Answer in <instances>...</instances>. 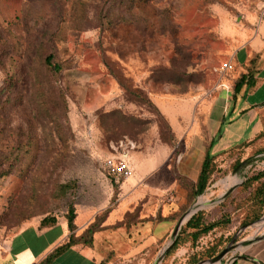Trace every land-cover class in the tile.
<instances>
[{
    "label": "rangeland",
    "instance_id": "obj_1",
    "mask_svg": "<svg viewBox=\"0 0 264 264\" xmlns=\"http://www.w3.org/2000/svg\"><path fill=\"white\" fill-rule=\"evenodd\" d=\"M247 45L264 49V0H0V238L47 216L61 220L62 230L71 208L77 237L108 209V225L138 207L140 217L179 212L188 189L175 180L174 157L194 139L193 146L214 142V155L247 138L224 140L214 128L234 90L226 79L249 68L236 63ZM49 55L59 72L46 65ZM228 63L233 70L224 69ZM262 148L264 129L255 142L215 156L214 183L178 222L206 197L198 210L204 221L227 216L230 223L196 243L188 237L158 264H190L194 257L205 264L209 248L225 249L234 239L226 263L263 233L253 193L242 188L264 170ZM112 156L126 157L134 178L113 180L104 168ZM246 160L252 161L237 175L243 183L221 200L235 185V163ZM171 224H157L154 237L150 224L142 235L114 225L85 252L91 264H156L176 224L164 242L156 238ZM62 260L83 264L73 253Z\"/></svg>",
    "mask_w": 264,
    "mask_h": 264
},
{
    "label": "crops",
    "instance_id": "obj_2",
    "mask_svg": "<svg viewBox=\"0 0 264 264\" xmlns=\"http://www.w3.org/2000/svg\"><path fill=\"white\" fill-rule=\"evenodd\" d=\"M248 48H250L251 52ZM263 50L257 52L250 45H247L244 49L240 50V52L236 54L237 65L239 67H244L247 65L249 68L231 77V79H226V81H229V83L227 82L226 85L229 84L234 87L235 83L244 75L253 76L254 85H244L240 93L237 95L236 99H234L233 92L229 95L230 98L228 99V101H226V109L221 112L217 124L214 128H216V131H219L224 120V126L222 129V138L224 140L238 141L246 136L247 138L233 145L229 149L221 151L218 154H214V156L231 150L232 148L244 142L252 141L256 136L261 134L264 129V56H261ZM251 54L253 55L251 56ZM232 80H234V82H230ZM249 121L253 122V126L250 127V130L249 126L251 122ZM195 142H198V140L194 139L193 141H191L190 145L187 146L188 148H186V151L180 155V158L177 160L176 165L177 173L185 177L190 182L194 183L198 180L208 148L206 144L204 145L205 142H203L202 140L199 141L198 146H193V143ZM131 179L127 181H130ZM138 190L139 188H136L132 189L129 192H125L124 194H122V198H126L127 196L131 197ZM127 213L128 212H126V214ZM109 218L110 215L104 224L105 229L114 226L115 224H117V222L119 223L123 221L121 219V221L119 220L113 225H108L107 222ZM144 219L148 220V222L138 223L136 226H134L135 231L142 229V235L143 231H145L143 230V228L146 226V224H150L152 228L146 231H150L149 236L154 237L156 225L161 222H158L157 218L155 217L138 218V220ZM60 221L61 220L57 219L56 225L44 228L41 227V221L36 220L25 224L18 232H16L11 237L0 238V264H41V262L45 260L49 254H51L59 246L63 245L71 234L68 228L67 220L66 225H63V229L59 230ZM76 226L78 227V224ZM173 226L174 225L171 224L166 231H163L162 234L158 236L159 239L156 238V240L159 242V240L165 237L168 230ZM120 228L126 229V227ZM134 228H132L130 231L126 229L127 234L129 235ZM262 235H264V231L254 238ZM91 248L92 247H84L79 245L74 246L63 253L51 264H61L63 261L62 259L66 253H73L76 258L83 264H91V258L89 257L90 254L88 252H85V249ZM81 252H85L86 255L81 254ZM230 260L231 261L224 264H233L234 262L236 264H264V238L259 241H251V243H249L248 245L243 246V249L237 250L232 255ZM101 264L108 263L106 262V260H103Z\"/></svg>",
    "mask_w": 264,
    "mask_h": 264
},
{
    "label": "trees",
    "instance_id": "obj_3",
    "mask_svg": "<svg viewBox=\"0 0 264 264\" xmlns=\"http://www.w3.org/2000/svg\"><path fill=\"white\" fill-rule=\"evenodd\" d=\"M148 1L150 0H129L131 5H134L136 3H141V2H148ZM52 61H53V56L49 55L46 57L45 63L48 67L52 68L54 71L59 72L61 70V66L58 64H53ZM244 85H247V86L254 85L253 76L244 75L242 76L241 79H239L235 83L234 90H233L234 99H236L237 95L240 93ZM223 126H224V120L222 122V126L219 129L220 133L222 132ZM260 136H262V132L261 134L256 136L255 139H253L252 141L244 142L234 148L243 147L245 145L251 144L255 142ZM163 140H165L166 142V138H164V135H163ZM172 141L173 139L171 138L169 143H171ZM213 146H214V142L210 143L209 147L207 148L206 156L204 158L198 180L195 183L190 182L185 177L179 175L176 172V170L173 168V171L175 172L174 175H175L176 180L182 184L184 189L186 190L188 189V202L187 204H185V206H182V209L179 212H176L170 216L163 217L157 214L155 218H157L158 222L170 221L172 222V225H175L180 219L181 213L186 208V206L188 204H191L197 197L202 196L208 190V188H210V186L214 183V180H215L214 176L218 172L217 170L218 167L216 164L217 162H216L215 156L212 154ZM261 154H264V148L260 149L257 153V155H261ZM179 155L180 154L174 157L176 158V162L179 158ZM241 163H242L241 161H237L234 165V168L236 169ZM8 173L10 172H6L5 174L7 175ZM242 185H243L242 188H244L246 191L251 190L253 193L251 195V200L254 203V205L257 206V212L255 213L254 218H256V220H259L264 215V170L258 171L252 174L251 176L246 177ZM118 188L119 187H116L117 190L115 189V194L119 193ZM141 210H142L141 207H138L134 212L132 213L128 212L126 214L125 220L115 225L114 228L126 227V229L130 231L138 223L148 222V220L146 219L138 220V218H140ZM111 212H112L111 209L106 210L104 212L103 217L96 219L91 224V226L87 229L85 234L77 237L74 234V231L77 229V226L75 224L76 214H75L74 209L71 208L66 218L68 228L71 234L69 235L66 242L63 245L56 248L51 254H49L47 258L41 262V264H51L53 261L59 258L63 253H65L67 250L71 249L74 246L79 245V246H84V247H93L95 235L105 230L104 223L106 222ZM204 218H205V215L203 211H200L196 213L194 216H192L191 219H189V221L186 222V224H184L181 227V232L178 235L172 247L170 248V253L178 250L180 246H182L188 240V237H190L191 241L196 243L202 237L207 236L209 233L213 232L215 229L224 227L225 225L230 223V219L227 216H224L221 219L211 222V223H206L204 221ZM56 223H57V218L55 216H47L44 219H42L41 227H44V228L51 227L53 225H56ZM164 240H165V237L161 238L159 240V243L164 242ZM222 250L223 248H220V246L219 247L213 246L212 248H209L205 252V255L207 258H215L222 252ZM200 260L201 258L194 257L193 260L190 261V264L198 263ZM233 264H236V263L234 262Z\"/></svg>",
    "mask_w": 264,
    "mask_h": 264
},
{
    "label": "water",
    "instance_id": "obj_4",
    "mask_svg": "<svg viewBox=\"0 0 264 264\" xmlns=\"http://www.w3.org/2000/svg\"><path fill=\"white\" fill-rule=\"evenodd\" d=\"M250 161L252 160H246L244 162H242L235 170H234V174L235 175H240L241 171L250 163ZM243 182H240L239 184H237L236 186H233L231 187L225 194L222 195L221 197V200H225L232 191H234L236 189V187L240 184H242ZM196 209V205L192 207L191 211L186 214V217L181 219L176 227H175V230H174V233H173V236L170 240V243L168 244V246L164 249V251L162 252V254L160 255V257L157 259V262L156 264H158L165 256V254L167 253V251L172 247V245L174 244V242L176 241V237L181 229V227L183 226V224H185L186 222L189 221V219H191L192 216H194L196 213H198L199 211H195L194 210ZM258 222H260L261 224H264V217L260 220H258ZM264 238V235L262 236H259L257 238H254L253 240H248L246 242H243L242 243V246H246L248 245L249 243H251V241H259V240H262ZM235 248V245H234V239L232 240L231 244L229 246H227L225 249L222 250V252L216 256L215 258H212L210 259L208 262V264H217V263H220V264H224L223 263V260L225 259V257L231 252L233 251Z\"/></svg>",
    "mask_w": 264,
    "mask_h": 264
},
{
    "label": "built area",
    "instance_id": "obj_5",
    "mask_svg": "<svg viewBox=\"0 0 264 264\" xmlns=\"http://www.w3.org/2000/svg\"><path fill=\"white\" fill-rule=\"evenodd\" d=\"M232 64H226L225 70H233ZM104 168L107 174L117 183L126 181L134 177V167L124 156H112L105 160Z\"/></svg>",
    "mask_w": 264,
    "mask_h": 264
},
{
    "label": "bare ground",
    "instance_id": "obj_6",
    "mask_svg": "<svg viewBox=\"0 0 264 264\" xmlns=\"http://www.w3.org/2000/svg\"><path fill=\"white\" fill-rule=\"evenodd\" d=\"M233 176H235V185H233V186H236L239 182H240V178L237 176V175H233ZM230 178V177H229ZM243 181V180H242ZM232 182V181H231ZM226 185V183L224 182L223 183V186H225ZM230 185V184H229ZM232 186V187H233ZM225 188H227L226 186H225ZM208 203H209V201H208V199H206V197H201L200 199H199V201H198V203H197V205H196V209L194 210V212L195 211H198V210H200V209H202V208H205L207 205H208ZM260 228H264V224H261V227ZM202 264H204V263H202ZM205 264H208V262H205ZM217 264H220V263H217Z\"/></svg>",
    "mask_w": 264,
    "mask_h": 264
}]
</instances>
